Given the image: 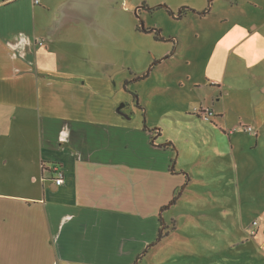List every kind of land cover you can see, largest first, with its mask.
Listing matches in <instances>:
<instances>
[{"label":"crops","instance_id":"crops-1","mask_svg":"<svg viewBox=\"0 0 264 264\" xmlns=\"http://www.w3.org/2000/svg\"><path fill=\"white\" fill-rule=\"evenodd\" d=\"M115 1H0V139L9 148L0 180L15 173L0 185V264H135L155 255L166 213L176 224L159 244L181 231L172 212L193 175L178 168L172 141L152 142L139 97L117 79L122 40L98 24ZM123 103L132 119L118 112ZM248 159L234 158L238 188L246 174L259 178Z\"/></svg>","mask_w":264,"mask_h":264},{"label":"rangeland","instance_id":"rangeland-1","mask_svg":"<svg viewBox=\"0 0 264 264\" xmlns=\"http://www.w3.org/2000/svg\"><path fill=\"white\" fill-rule=\"evenodd\" d=\"M111 7L116 13L98 24L122 40L117 79L139 97L135 107L144 109L152 142L172 141L178 168L193 175L172 212L181 231L141 264H264V0H117ZM196 109L213 116L204 120ZM247 127L261 133L258 149ZM6 143L0 139L2 157ZM236 154L261 167L259 178L246 174L240 188ZM2 173L0 185L13 181L14 172ZM168 189L160 177L161 198ZM164 217L166 235L176 221Z\"/></svg>","mask_w":264,"mask_h":264},{"label":"trees","instance_id":"trees-1","mask_svg":"<svg viewBox=\"0 0 264 264\" xmlns=\"http://www.w3.org/2000/svg\"><path fill=\"white\" fill-rule=\"evenodd\" d=\"M212 1V0H211ZM144 8H146L145 6H144ZM161 8H165L167 11H168V13H169V15L170 16H174V13L170 10V9H168L167 8V6H161V7H159V9H161ZM184 11V9L182 10V13H184L183 12ZM191 11V10H190ZM195 13V12H194ZM143 31H145V32H147V33H151L152 34V32L153 31H149V30H143ZM157 64V63H156ZM153 68L151 67L150 68V70H149V72L146 74V75H144V76H142L141 78H139L140 79V81H143V80H145V79H147L148 77H149V73H150V71L152 70ZM135 98H136V101H138V96L137 95H135ZM139 105V103L137 102V106ZM141 109H143V108H141ZM200 114L201 115V109L200 110H198V112H196V114ZM203 118H204V116H203ZM153 140V139H152ZM169 145H171V143H169V144H166V147L167 146H169ZM176 202H177V198L175 197L174 198V200L172 201V203H171V205H175L176 204ZM166 233H168V232H166ZM167 235L168 234H164L163 233V230L161 229L160 230V233H159V236H158V238H157V240L154 242V243H152L151 244V247H155L156 245H158L159 243H161L162 241H163V239H165L166 237H167ZM149 253V251H145V254L144 255H147ZM141 260H142V258H139L137 261H136V263L135 264H140V262H141Z\"/></svg>","mask_w":264,"mask_h":264},{"label":"built area","instance_id":"built-area-1","mask_svg":"<svg viewBox=\"0 0 264 264\" xmlns=\"http://www.w3.org/2000/svg\"><path fill=\"white\" fill-rule=\"evenodd\" d=\"M39 2H40L39 0H35L36 4H39ZM40 45L42 46L43 43L40 42ZM201 115H202V117L204 116V118H202V119L208 121V119L213 116V113L210 110L205 109L204 111L201 110ZM245 130L248 133H252V134L255 133L252 127H247ZM53 170H54V174L56 175V179H55L56 185L62 186L64 184V172H63V170L59 166L54 167ZM254 225H256V223Z\"/></svg>","mask_w":264,"mask_h":264},{"label":"water","instance_id":"water-1","mask_svg":"<svg viewBox=\"0 0 264 264\" xmlns=\"http://www.w3.org/2000/svg\"><path fill=\"white\" fill-rule=\"evenodd\" d=\"M141 8H144V7H143V6H140V7L137 8V10H139V9H141ZM124 107H125L124 104H122L121 106H119V108H118V112H119L122 116H124L125 118L132 119L133 117H129L126 113H124V112L122 111V109H123Z\"/></svg>","mask_w":264,"mask_h":264}]
</instances>
